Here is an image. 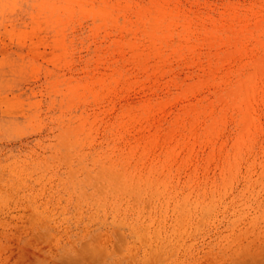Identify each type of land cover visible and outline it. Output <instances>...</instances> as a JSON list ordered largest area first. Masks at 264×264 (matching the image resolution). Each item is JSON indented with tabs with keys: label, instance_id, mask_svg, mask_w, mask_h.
Wrapping results in <instances>:
<instances>
[{
	"label": "rangeland",
	"instance_id": "374dc122",
	"mask_svg": "<svg viewBox=\"0 0 264 264\" xmlns=\"http://www.w3.org/2000/svg\"><path fill=\"white\" fill-rule=\"evenodd\" d=\"M0 264H264V0H0Z\"/></svg>",
	"mask_w": 264,
	"mask_h": 264
}]
</instances>
